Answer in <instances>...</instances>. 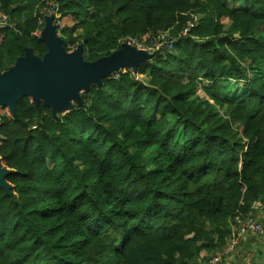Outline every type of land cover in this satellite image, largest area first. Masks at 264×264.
<instances>
[{"label":"trees","instance_id":"16d2710c","mask_svg":"<svg viewBox=\"0 0 264 264\" xmlns=\"http://www.w3.org/2000/svg\"><path fill=\"white\" fill-rule=\"evenodd\" d=\"M52 1L54 22L45 0H0V76L48 52L43 19L87 63L194 26L62 103L0 107V264L207 263L264 202V0Z\"/></svg>","mask_w":264,"mask_h":264},{"label":"water","instance_id":"95a60500","mask_svg":"<svg viewBox=\"0 0 264 264\" xmlns=\"http://www.w3.org/2000/svg\"><path fill=\"white\" fill-rule=\"evenodd\" d=\"M47 22L42 30V38L48 52L42 58H38L32 54L31 50L26 51L25 56L13 68L0 76V105H7L11 112H14L15 102L24 92L39 93L46 103L54 105L56 102L52 96L56 91L67 97L71 94L75 95L81 86L87 87L89 83L97 81L105 73L120 71L124 66H130L134 71L139 59L143 57L149 59L153 55L121 43L120 48L111 55L95 63L83 62L80 48L67 54L60 40L55 37L51 20ZM125 46L137 50L136 56L139 59L134 65L121 55ZM27 84L30 88L24 90ZM4 175L5 171L0 167V186L6 188L3 181Z\"/></svg>","mask_w":264,"mask_h":264},{"label":"built area","instance_id":"2783aa9c","mask_svg":"<svg viewBox=\"0 0 264 264\" xmlns=\"http://www.w3.org/2000/svg\"><path fill=\"white\" fill-rule=\"evenodd\" d=\"M45 5L47 7V11L54 14V22V20L59 17V7L57 3L52 0H45ZM4 25H9L10 27L13 26L12 24L8 23V19L6 16L3 13H0V28ZM193 26L194 23L188 22L184 30H182L179 35H185ZM177 37L171 32V30H164L149 32L146 40L128 36L124 38L121 43H126L130 46L135 47L136 49L143 50L148 54H163L172 52ZM257 212L264 213V202L258 200L253 201L250 205V210L247 213L236 216L233 219L232 223L234 226V231L231 235V238L227 241L226 246H224L220 252L215 253L209 259L208 262L210 264H216L222 261L223 258H227L231 253H233L240 241V238L245 233H254V235L258 237L259 241L264 244V223H262L259 218L255 216V213ZM261 264H264V261Z\"/></svg>","mask_w":264,"mask_h":264},{"label":"crops","instance_id":"0c3cea01","mask_svg":"<svg viewBox=\"0 0 264 264\" xmlns=\"http://www.w3.org/2000/svg\"><path fill=\"white\" fill-rule=\"evenodd\" d=\"M255 216L264 222L263 212H257L255 213ZM229 230V237H231L234 231V226L232 223L229 225ZM222 260H231L232 264H244V262H246V264H261L264 261V244L259 241L258 237L254 235V233H245L240 238V241L234 252ZM207 264L210 263L207 262Z\"/></svg>","mask_w":264,"mask_h":264},{"label":"rangeland","instance_id":"374dc122","mask_svg":"<svg viewBox=\"0 0 264 264\" xmlns=\"http://www.w3.org/2000/svg\"><path fill=\"white\" fill-rule=\"evenodd\" d=\"M47 23H48L47 20L43 19V23L40 24L42 26L41 27L42 28L41 30H43V28L46 26ZM69 25H71V24H69ZM135 49L133 47H127V46H125V48H123L122 51H121V52H123L121 55L124 57V59L127 60V61L130 60V62L133 63V65L139 59V57L136 56L137 50H135ZM3 74L4 73H2L1 76ZM29 88L30 87L27 84V85H25L24 90H28ZM52 97L55 99V102L56 103L59 102V101L62 103V101L67 98V95L60 94L59 92L56 91ZM66 102H67V100H66ZM197 223H201V222L197 220ZM222 261H224L223 264H228V263L229 264H232L231 263L232 262L231 260H228V261L227 260H222ZM195 264H207V263H206V261L201 260V261H196ZM244 264H246V262H244Z\"/></svg>","mask_w":264,"mask_h":264},{"label":"clouds","instance_id":"9594fccd","mask_svg":"<svg viewBox=\"0 0 264 264\" xmlns=\"http://www.w3.org/2000/svg\"><path fill=\"white\" fill-rule=\"evenodd\" d=\"M59 33V32H58ZM261 221V220H260ZM262 223H264L263 221H261ZM233 224V223H232ZM231 238V237H230Z\"/></svg>","mask_w":264,"mask_h":264},{"label":"flooded vegetation","instance_id":"af4514ba","mask_svg":"<svg viewBox=\"0 0 264 264\" xmlns=\"http://www.w3.org/2000/svg\"><path fill=\"white\" fill-rule=\"evenodd\" d=\"M0 107H1V105H0ZM4 108V107H3ZM1 116V115H0Z\"/></svg>","mask_w":264,"mask_h":264},{"label":"bare ground","instance_id":"6f19581e","mask_svg":"<svg viewBox=\"0 0 264 264\" xmlns=\"http://www.w3.org/2000/svg\"><path fill=\"white\" fill-rule=\"evenodd\" d=\"M127 59V58H126ZM129 59V58H128Z\"/></svg>","mask_w":264,"mask_h":264}]
</instances>
